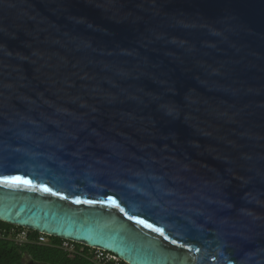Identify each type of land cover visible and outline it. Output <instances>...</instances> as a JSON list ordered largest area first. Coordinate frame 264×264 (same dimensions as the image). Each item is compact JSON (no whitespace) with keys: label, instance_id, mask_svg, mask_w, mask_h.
Returning a JSON list of instances; mask_svg holds the SVG:
<instances>
[{"label":"water","instance_id":"obj_1","mask_svg":"<svg viewBox=\"0 0 264 264\" xmlns=\"http://www.w3.org/2000/svg\"><path fill=\"white\" fill-rule=\"evenodd\" d=\"M0 176L127 264H264V0H0Z\"/></svg>","mask_w":264,"mask_h":264},{"label":"trees","instance_id":"obj_2","mask_svg":"<svg viewBox=\"0 0 264 264\" xmlns=\"http://www.w3.org/2000/svg\"><path fill=\"white\" fill-rule=\"evenodd\" d=\"M20 226L0 220V264H98L91 256L92 249L83 244L47 235L46 242H19L12 229ZM38 232L29 229L28 239H36ZM70 244L71 248L63 246ZM119 264H126L119 260Z\"/></svg>","mask_w":264,"mask_h":264},{"label":"built area","instance_id":"obj_3","mask_svg":"<svg viewBox=\"0 0 264 264\" xmlns=\"http://www.w3.org/2000/svg\"><path fill=\"white\" fill-rule=\"evenodd\" d=\"M12 231L15 232V239L19 242L28 241L38 243L47 241V235L40 232H38L36 239H28L27 234L29 229L25 227H21V229L15 228ZM63 246L69 249L71 248L70 244L63 243ZM92 253L93 256H91V259L93 258L98 264H119V260H121L116 255L98 248H93Z\"/></svg>","mask_w":264,"mask_h":264},{"label":"snow or ice","instance_id":"obj_4","mask_svg":"<svg viewBox=\"0 0 264 264\" xmlns=\"http://www.w3.org/2000/svg\"><path fill=\"white\" fill-rule=\"evenodd\" d=\"M0 182H3L5 184H8V183H17V182L29 183V181H21L19 177H14L13 178V177H7V176H0ZM43 190L46 191V192L47 191H50V189L47 188V187H43ZM57 194L58 193H53V195H57ZM109 201H111L112 204H115L116 203L115 200H112L111 197H109ZM75 202L76 203H80L81 201L79 199H77ZM84 203L93 204V203H97V201L88 200V201H84ZM121 211H123V209H121ZM131 218L132 217H130V219ZM137 222L138 223H144L142 220H138ZM145 226L146 227H151V225H145ZM154 230L157 231V232H161V230L159 228L154 229ZM161 234H163V233L161 232ZM173 243H175V241H173ZM197 251H198V249H197Z\"/></svg>","mask_w":264,"mask_h":264}]
</instances>
